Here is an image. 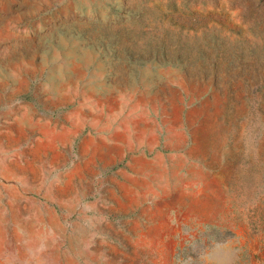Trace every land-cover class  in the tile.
<instances>
[{
  "label": "rangeland",
  "instance_id": "1",
  "mask_svg": "<svg viewBox=\"0 0 264 264\" xmlns=\"http://www.w3.org/2000/svg\"><path fill=\"white\" fill-rule=\"evenodd\" d=\"M0 264H264V0H0Z\"/></svg>",
  "mask_w": 264,
  "mask_h": 264
}]
</instances>
